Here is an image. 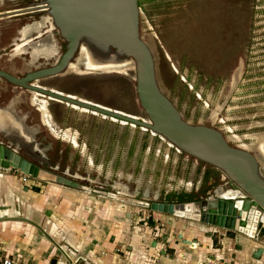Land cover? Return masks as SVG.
I'll return each mask as SVG.
<instances>
[{
  "label": "rangeland",
  "instance_id": "obj_1",
  "mask_svg": "<svg viewBox=\"0 0 264 264\" xmlns=\"http://www.w3.org/2000/svg\"><path fill=\"white\" fill-rule=\"evenodd\" d=\"M137 1L138 36L151 53L159 90L183 120L218 130L229 145L248 150L263 167L264 155L260 150L264 149V0ZM31 3L32 0H0V70L14 76L53 64L63 50L64 43L54 29L52 36L57 46L56 54L34 62L29 61L28 54L9 56L16 30L24 24L38 21L47 13L29 18L25 15L11 17L4 12L24 8ZM45 29L44 26L41 31ZM47 34L41 33L39 39L47 38ZM32 35L34 33L30 37ZM35 83L145 118L136 100L133 70L96 72L79 65L77 71H64ZM30 96L31 91L0 78V108L8 109L16 118L22 119L25 127L34 129L33 140L40 151L36 154L43 155L45 161L35 162L22 150L17 152L50 172L40 171L38 176L44 180L34 182L38 184L33 187L45 185L44 181L51 183L52 175L71 179L81 187L69 188L73 198L83 199L85 203L86 195H90L89 200L98 203L89 202L94 226L109 224L110 229H114V207L118 209L122 204L130 211L140 208L144 210L143 214H147L148 202L180 203L177 195L200 198L215 185L222 188L220 181H216L217 173L220 177L219 171L176 152L169 143L137 125H123L124 122L119 120L70 104L52 102L53 99L46 105L50 121L44 123ZM4 140L0 135V141L4 143ZM8 173L11 174V170ZM13 174L18 179L19 172ZM113 183L121 188L120 191L111 190ZM17 184L16 181L11 182L14 197L21 195ZM198 186L203 190H197ZM39 190L40 193H35L42 194L44 188ZM95 190L115 194V198H102V193ZM0 199V205L7 204L1 194ZM133 199L134 202L129 201ZM139 201L142 206L137 204ZM12 206L21 211L16 201ZM102 216L108 220H101ZM168 216H172L176 223L177 220H185L184 217ZM2 221L1 257L11 239L25 237L26 240L33 229L27 222L8 215L2 216ZM20 225L26 229L19 228ZM179 225L186 229L180 221ZM169 226L163 222L157 228L158 233H163ZM135 227L145 229L141 223ZM167 252L171 253L168 249ZM173 259L182 262L180 256L175 255Z\"/></svg>",
  "mask_w": 264,
  "mask_h": 264
},
{
  "label": "water",
  "instance_id": "obj_2",
  "mask_svg": "<svg viewBox=\"0 0 264 264\" xmlns=\"http://www.w3.org/2000/svg\"><path fill=\"white\" fill-rule=\"evenodd\" d=\"M41 3L58 36L65 42L64 50L52 65L38 68L19 78L0 70V78L43 96L73 103L90 111L137 125L161 137L178 151L212 166L219 171L221 180L229 185L231 191L237 192L235 199L227 201L215 198L188 204L148 202L147 206L151 210L175 216V210H186L185 206L190 205L191 216L184 218L222 229L223 236L231 240L238 237L247 240L249 237L254 238L252 231L247 234L248 226L254 232L258 220L260 218L264 220V173L261 164L248 150L229 145L218 130L199 124L193 125L183 120L173 104L159 90L151 53L138 36L137 0H43ZM76 59L79 60L78 64L81 62L82 65L92 62L115 68L125 62L131 63L136 100L145 118L119 114L96 103L73 99L68 94L55 92L35 83L39 79L61 73L69 62ZM28 130L22 119L16 118L6 108H0V135L5 139L4 143L0 142V168L13 169L36 178L39 177L40 171L50 172L17 154V150L20 149L29 155L32 161H45L43 155L36 154L40 151L36 149L33 133L29 134ZM19 133L22 138L19 137ZM52 177L50 182L55 185L71 189L80 187L63 177L57 175ZM23 189L26 190V187ZM101 197L115 198V194L102 193ZM91 198L94 200L95 196ZM137 204L141 205L142 202L139 201ZM19 219L35 227L38 235L52 241L39 225L23 217ZM216 234L207 233L214 241L218 240ZM260 234L264 235V223ZM189 242L182 239V243ZM153 243L154 241L152 245ZM234 247L239 249L240 245L235 244ZM261 251V248L255 249L252 257L258 259ZM66 264L88 263L78 255L73 261L66 258Z\"/></svg>",
  "mask_w": 264,
  "mask_h": 264
},
{
  "label": "crops",
  "instance_id": "obj_3",
  "mask_svg": "<svg viewBox=\"0 0 264 264\" xmlns=\"http://www.w3.org/2000/svg\"><path fill=\"white\" fill-rule=\"evenodd\" d=\"M9 170H11V174L8 173ZM13 172L17 171L0 168V194L7 200L6 205L5 203L0 205V207H4L0 210V218L7 215L13 218H28L39 225L48 235L51 233L50 238L52 239L49 241L38 235L33 226L29 235L26 236V240H24L25 237L24 239L19 238V240L11 239L10 245L7 246L2 256L16 260L17 263L66 264V258L73 260L79 255L88 264H118L122 254L127 264H264V235L259 233L255 236L250 228L254 238L249 237L247 240L244 237H238L231 240L223 236L222 229L206 223H199L191 218H185L184 221L177 220L176 223L172 216L159 212L161 220L169 223L170 226L169 229H164L163 233L157 232V236L153 237L154 234L149 232L151 229H146L149 228L150 221L149 224L143 225L144 217L129 216L130 210L123 205L118 209L114 207L113 220L116 221L114 229H110L109 224L100 223L94 226L93 220L95 219H91L89 202L95 205L98 203L95 200L90 201V195H86L84 203L83 199H78V197L75 199L70 195L71 188L45 181V185L33 187L38 184L34 182L44 180V178L31 177L30 180L27 179L25 183H21ZM12 181L18 183L21 195L14 197ZM23 187H26V190ZM41 187L44 188L43 193H35L37 191L40 193L39 188ZM34 188L36 191H33ZM65 190L68 193H65ZM73 195L75 196V194ZM31 198L32 200L29 201ZM15 201L21 211L13 208L12 204ZM110 215L112 214L110 213ZM101 220L108 219L102 216ZM44 221H46L45 224ZM179 221L186 225V229H183L182 224L179 225ZM14 223L26 224L22 221H14ZM139 223L145 229H136L135 225ZM188 226L191 228L187 229ZM19 228L26 229L22 225ZM160 230L162 231V229ZM208 232L217 233L218 240H212L207 235ZM259 236L261 238H258ZM182 239L192 243H182ZM235 244L240 245V248L236 249ZM257 248H261L262 251L258 259H254L252 254ZM167 249L171 253L167 252ZM115 251L119 253L117 254ZM172 252L174 257L175 255L180 256L182 262L174 260ZM151 255L157 256L153 263L144 260Z\"/></svg>",
  "mask_w": 264,
  "mask_h": 264
},
{
  "label": "flooded vegetation",
  "instance_id": "obj_4",
  "mask_svg": "<svg viewBox=\"0 0 264 264\" xmlns=\"http://www.w3.org/2000/svg\"><path fill=\"white\" fill-rule=\"evenodd\" d=\"M33 1V3H31L29 6L28 5H26V7H24V8H18V9H14V10H9V11H6V12H4L5 14H9L8 16H11V17H15V16H22V15H25V17H31V16H34V15H37V14H40V13H43V12H45V10H44V7H43V5H42V0H32ZM229 1H231V0H229ZM137 3H138V1H137ZM231 4H232V2H231ZM139 5V4H138ZM234 5V4H233ZM1 14V13H0ZM44 16H42L38 21H36V22H34V21H32L31 23H29V24H24L23 26H21L19 29H17L16 30V33H17V35L14 37V38H12V40H11V43H10V46H11V48H10V53H9V56H14L13 54H15V53H18V54H25V55H27L28 54V58L30 59L29 61L31 62V48H33V47H37V46H40L41 44H45V45H49L50 43L53 45H55L56 46V44L54 43V41H53V36H52V31H54V27L52 26V24H51V26L49 25V24H45L44 26H45V31H41V29L44 27V26H42V27H40L39 29H36L35 31H30V32H26L27 30H26V27L27 26H30V25H32V24H36V23H40L41 22V19L43 18ZM24 32H26V34L24 33ZM44 32H47L48 34H47V38L49 39V41L47 42V43H45L44 41H46L45 40V38H43L42 40H40L39 38V36H40V34L41 33H44ZM31 33H34V35H32L31 37H30V34ZM24 37V38H23ZM33 39H36L34 42L32 41ZM63 41V40H62ZM63 43L65 44V42L63 41ZM31 44H33V46L31 45ZM64 44H63V50H64ZM57 47V46H56ZM62 50V51H63ZM61 51V52H62ZM60 55V54H59ZM39 59V58H38ZM36 61V60H35ZM56 61V60H55ZM54 61V62H55ZM54 64V63H53ZM52 65V64H51ZM46 66H49V65H44V66H42V67H46ZM39 68H41V67H39ZM36 69H38V68H35V69H32V70H30V71H27V72H25L23 75H21V76H14V75H12V76H14V77H17V78H19V77H22V76H24L26 73H28V72H31V71H33V70H36ZM1 71H3V70H1ZM64 71H66V69L64 70ZM64 71H62V72H64ZM3 72H6L7 73V71H3ZM61 72V73H62ZM9 75H11L10 73H8ZM60 74V73H59ZM57 75V74H56ZM53 76H55V75H53ZM49 77H51V76H49ZM45 78H47V77H45ZM1 79H3V78H1ZM43 79V78H42ZM4 80V79H3ZM39 80H41V79H39ZM6 81V80H5ZM38 81V80H37ZM36 81V82H37ZM7 82V81H6ZM9 83V82H8ZM10 84V83H9ZM12 85V84H11ZM14 86V85H13ZM15 87H17V86H15ZM41 87H43V86H41ZM20 88V87H19ZM45 88V87H44ZM23 89V88H22ZM46 89H52V88H46ZM26 90V89H25ZM53 90V89H52ZM55 90V89H54ZM27 91H29V90H27ZM31 92H33V91H31ZM61 93H63V92H61ZM32 94V93H31ZM64 94H67V93H64ZM72 96H75V95H72ZM75 97H77V96H75ZM77 98H79V97H77ZM50 102H51V100H49ZM49 101L47 102V104L49 103ZM55 100H52V102H54ZM87 101H89V100H87ZM58 102V101H57ZM56 102V103H57ZM91 102V101H90ZM58 103H60V104H63L64 105V103H62V102H58ZM94 103V102H93ZM66 104V103H65ZM97 104V103H96ZM67 106V105H66ZM105 107V106H104ZM108 108V107H107ZM108 109H111V108H108ZM112 110H115V109H112ZM117 111H119V110H117ZM121 112V111H120ZM122 113H124V112H122ZM97 114H99V113H97ZM125 114H127V115H130V116H133L134 117V115H131V114H128V113H125ZM101 115V114H100ZM106 116V115H105ZM136 117V116H135ZM106 118H111V117H108V116H106ZM136 118H138V117H136ZM140 119H144V118H140ZM40 120H41V115H40ZM115 120H119V119H115ZM119 121H121V122H123L122 120H119ZM118 121V122H119ZM111 122H113V121H111ZM114 122H116V121H114ZM123 125L125 124V123H122ZM121 124V125H122ZM128 124V123H127ZM129 125L131 126L132 124L131 123H129ZM46 126V125H45ZM134 126V125H133ZM140 129H142L143 131H145L143 128H141L140 127ZM153 136H156V135H154V134H152ZM159 138V137H158ZM160 139V138H159ZM161 140V139H160ZM161 141H165L164 139L163 140H161ZM0 142H2V141H0ZM166 142V141H165ZM168 144V143H167ZM170 146V145H169ZM172 147V146H171ZM174 148V147H173ZM175 149V148H174ZM175 151L176 152H179V153H182V152H180V151H178V150H176L175 149ZM17 154L20 156V157H22L21 156V154H19L18 152H17ZM22 158H24V157H22ZM28 161V160H27ZM29 162H31V161H29ZM32 163V162H31ZM91 163V161L89 162V164ZM34 164V163H33ZM37 165V164H36ZM39 167V166H38ZM216 170V169H215ZM58 176H60V175H58ZM60 177H63V178H65V179H68L67 177H64L63 175L62 176H60ZM68 180H70V181H72L71 179H68ZM216 181L218 182V181H220V185H221V187L222 188H220V187H218V186H214V188L212 189V190H210V191H205L204 193H205V196L204 197H200V198H193V197H191L190 195H186V194H183V195H177V197H179V199H178V202H180V203H183V204H188V203H193V202H195V201H198L199 199H200V201H202V200H207V199H217V198H219V199H223V200H227V201H229V200H231V198H233V197H230V196H228V198L227 197H224V196H222L221 195V192H225V191H227V190H231V188L229 187V185L225 182V181H221V179H220V177L218 176V173H217V176H216ZM210 184V183H209ZM226 185H228V186H226ZM111 190H118V191H120V187H118V185L116 184V183H113V185H111ZM197 188V190H203V187H200V186H198V187H196ZM97 193H105V191H98V190H95ZM117 194L118 193H120V192H116ZM186 195V196H185ZM175 198H176V196H175ZM192 199V200H191ZM125 200V199H124ZM134 200V199H133ZM173 200H171V202H172ZM175 203H177V202H175Z\"/></svg>",
  "mask_w": 264,
  "mask_h": 264
},
{
  "label": "bare ground",
  "instance_id": "obj_5",
  "mask_svg": "<svg viewBox=\"0 0 264 264\" xmlns=\"http://www.w3.org/2000/svg\"><path fill=\"white\" fill-rule=\"evenodd\" d=\"M45 24H49L50 26H51V21H50V17L48 16V15H46V16H44L42 19H41V22L40 23H36V24H32V25H30V26H27L26 27V32H30V31H35L36 29H39L40 27H42V26H44ZM26 32H24L25 34H26ZM24 38V37H23ZM45 40L46 41H44L45 43H47L48 41H49V39L48 38H45ZM32 46H33V44H31ZM56 52H57V47L53 44H49V45H45V44H41L40 46H37V47H33V48H31V62H34L35 60H37L38 58H43V59H47V58H49V57H51L52 55H54V54H56ZM81 60H82V58H81ZM78 61L79 60H74V61H72V62H69V64H68V66H67V68H66V71H77V69H78V66L81 64V62H80V64H78ZM82 65V64H81ZM85 65V69H87L88 71H96V72H102V71H104V72H109V71H114V72H117V73H121V72H124V71H128V70H131L132 68V66H131V63H129V62H125V63H123L122 65H120L119 67H117V68H115V67H113V66H103V65H98V64H95V63H92V62H87V63H85V64H83L82 66H84ZM53 91H55V92H60V91H58V90H54L53 89ZM32 94H31V96H30V100L32 101V103L33 104H35L36 105V110L37 111H39V113H40V115H41V119H42V122H44V123H49V121H50V115H49V112H48V110H47V107H46V105H47V102L49 101V100H55V101H58V102H61V101H59L58 99H55V98H51V97H46V96H43V95H41L40 93H38V92H31ZM69 95V97L70 98H73V99H79V100H81V101H84V102H86L87 100H84V99H82V98H77V97H75V96H72V95H70V94H68ZM51 98V99H50ZM28 101H29V99H28ZM39 101V102H38ZM88 102V101H87ZM62 103H64L65 104V102H62ZM66 104H70V105H72V106H74V107H79V108H83V109H86L85 107H82V106H79V105H75V104H73V103H66ZM97 105H99V104H97ZM101 106V105H100ZM102 107H104V106H102ZM105 108H107V107H105ZM8 110V109H7ZM87 111H90V110H88V109H86ZM110 110H112V109H110ZM116 113H119V114H125V113H122V112H120V111H117V110H114ZM90 112H94V111H90ZM94 113H97V112H94ZM101 115H103V114H101ZM127 115V114H126ZM105 116V115H104ZM128 116H130V115H128ZM109 117V116H108ZM130 117H133V116H130ZM112 119H116V118H114V117H111ZM133 118H136L135 116L133 117ZM10 120H12L11 118H10ZM13 121V120H12ZM123 121V120H122ZM14 122V121H13ZM13 122H12V124H13ZM124 122V121H123ZM15 123V122H14ZM125 123V122H124ZM48 125V124H47ZM28 133L30 134V133H34V129H29L28 130ZM67 134H65V136H66ZM19 137H21V134L19 133ZM22 138V137H21ZM240 148H242V147H240ZM261 152H262V154L264 153V149L262 148V150H261ZM261 164V163H260ZM264 166V165H263ZM261 167H262V165H261ZM43 172V171H42ZM43 173H45V172H43ZM39 174V173H38ZM238 195L237 194V192L236 191H231V190H227V191H223V192H221V195L222 196H224V197H228V196H230V197H233V196H235L234 198H236V195ZM186 207V210H175V216H177V217H179V218H182V217H184V216H191V214L189 213L190 211H191V209H192V206H190V205H186L185 206ZM174 215V214H173ZM28 219V218H27ZM30 220V219H29ZM248 230H247V234L248 233H250V230H249V226H248V228H247ZM50 236V235H49ZM190 243H192V242H190Z\"/></svg>",
  "mask_w": 264,
  "mask_h": 264
},
{
  "label": "built area",
  "instance_id": "obj_6",
  "mask_svg": "<svg viewBox=\"0 0 264 264\" xmlns=\"http://www.w3.org/2000/svg\"><path fill=\"white\" fill-rule=\"evenodd\" d=\"M157 136V135H156ZM159 137V136H157ZM161 140H163L161 137H159ZM177 150V149H176ZM262 171L264 173V166L262 167ZM28 175L26 174H22V173H19V177H18V180L21 182V183H25L26 180L28 179ZM232 199H235V198H232ZM123 206H125V204H122ZM144 208V206L142 207ZM147 211L148 213L147 214H143V209H140V208H137V209H134V210H131L129 211L128 215L132 216V217H144V219L142 220L141 218H139L140 220L143 221V225H146L149 221L152 222V225L148 226V227H151L152 229L151 230H154L153 231V237H156L157 236V232H158V226L162 225L163 221L161 220V218L159 217V212L158 211H155V210H151L148 206H147ZM263 223H264V220L263 219H259L258 222H257V225H256V229L254 231V234L255 236H257V234L260 233L261 229L263 228ZM160 230V229H159ZM151 232V231H149ZM263 246H264V243H263ZM158 256V254H157ZM157 256L154 257V255H151L149 256L148 258H144V260L150 262V263H153L155 261V259H157ZM83 258V257H82ZM84 259V258H83ZM74 260V259H73ZM72 260V261H73ZM85 260V259H84ZM86 261V260H85ZM0 264H17L13 259L7 257V256H0ZM118 264H127L126 263V259L124 258V256L121 254V257L118 261Z\"/></svg>",
  "mask_w": 264,
  "mask_h": 264
},
{
  "label": "trees",
  "instance_id": "obj_7",
  "mask_svg": "<svg viewBox=\"0 0 264 264\" xmlns=\"http://www.w3.org/2000/svg\"><path fill=\"white\" fill-rule=\"evenodd\" d=\"M33 191H36V188H34ZM185 196H186V195H185Z\"/></svg>",
  "mask_w": 264,
  "mask_h": 264
}]
</instances>
